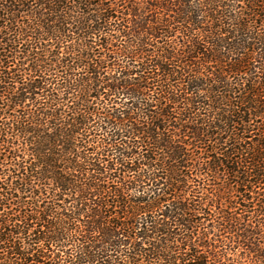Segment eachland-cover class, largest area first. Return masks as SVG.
Listing matches in <instances>:
<instances>
[{"label":"trees","instance_id":"1","mask_svg":"<svg viewBox=\"0 0 264 264\" xmlns=\"http://www.w3.org/2000/svg\"><path fill=\"white\" fill-rule=\"evenodd\" d=\"M0 264H264V0H0Z\"/></svg>","mask_w":264,"mask_h":264}]
</instances>
